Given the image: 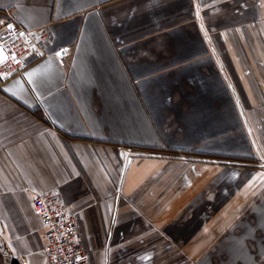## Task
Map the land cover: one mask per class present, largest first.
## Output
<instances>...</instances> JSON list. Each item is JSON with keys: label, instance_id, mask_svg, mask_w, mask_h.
Returning <instances> with one entry per match:
<instances>
[{"label": "crops", "instance_id": "obj_1", "mask_svg": "<svg viewBox=\"0 0 264 264\" xmlns=\"http://www.w3.org/2000/svg\"><path fill=\"white\" fill-rule=\"evenodd\" d=\"M1 20L51 38L0 77V264H47L48 190L87 264H264V0H0Z\"/></svg>", "mask_w": 264, "mask_h": 264}, {"label": "built area", "instance_id": "obj_2", "mask_svg": "<svg viewBox=\"0 0 264 264\" xmlns=\"http://www.w3.org/2000/svg\"><path fill=\"white\" fill-rule=\"evenodd\" d=\"M51 32L46 26L29 29L0 21V77L19 74L29 62L47 53ZM32 205L38 213L47 264H87L83 235L74 213L52 190L37 192Z\"/></svg>", "mask_w": 264, "mask_h": 264}, {"label": "rangeland", "instance_id": "obj_3", "mask_svg": "<svg viewBox=\"0 0 264 264\" xmlns=\"http://www.w3.org/2000/svg\"><path fill=\"white\" fill-rule=\"evenodd\" d=\"M79 226V225H78ZM80 229V228H79Z\"/></svg>", "mask_w": 264, "mask_h": 264}, {"label": "snow or ice", "instance_id": "obj_4", "mask_svg": "<svg viewBox=\"0 0 264 264\" xmlns=\"http://www.w3.org/2000/svg\"><path fill=\"white\" fill-rule=\"evenodd\" d=\"M58 55H59V53H58Z\"/></svg>", "mask_w": 264, "mask_h": 264}]
</instances>
